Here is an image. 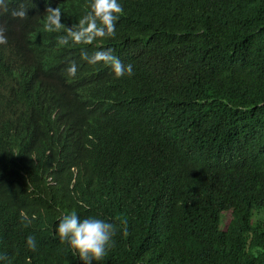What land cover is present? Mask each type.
Masks as SVG:
<instances>
[{"label": "trees", "instance_id": "16d2710c", "mask_svg": "<svg viewBox=\"0 0 264 264\" xmlns=\"http://www.w3.org/2000/svg\"><path fill=\"white\" fill-rule=\"evenodd\" d=\"M49 3L71 27L91 0H8L0 18V254L82 264L57 234L75 210L127 223L94 264H264V0H119L100 47L60 46Z\"/></svg>", "mask_w": 264, "mask_h": 264}, {"label": "clouds", "instance_id": "9594fccd", "mask_svg": "<svg viewBox=\"0 0 264 264\" xmlns=\"http://www.w3.org/2000/svg\"><path fill=\"white\" fill-rule=\"evenodd\" d=\"M8 12V0H0V18L4 19L5 13ZM10 14L14 19L23 20L27 17V9L23 3H20L18 8L11 9ZM123 14L124 9L119 0H91L88 11L78 19L77 23L68 27L61 22L63 13L60 6L53 8L49 3L46 14L43 16L44 28L48 32L63 33L57 37L60 46L68 45L71 42L76 45L100 47L94 42L98 39L114 37L116 24ZM2 22L3 20H0V45H7V28ZM80 58L90 65L103 63L111 68L117 78L133 75V66L125 65L111 48L89 53L88 49L84 47L80 50ZM78 68V63L71 60L66 71L69 76L75 77ZM21 222L27 227L32 221L22 215ZM118 232H122L124 236L128 235L126 222L121 221L117 224L94 216L81 219L75 210L63 214L57 227L60 242L67 244L74 255L78 254L82 264H94V262L102 261L114 247V237ZM26 244L31 251L37 250V241L34 235L27 237ZM0 264H11L7 255L0 254ZM28 264H30V258Z\"/></svg>", "mask_w": 264, "mask_h": 264}, {"label": "rangeland", "instance_id": "374dc122", "mask_svg": "<svg viewBox=\"0 0 264 264\" xmlns=\"http://www.w3.org/2000/svg\"><path fill=\"white\" fill-rule=\"evenodd\" d=\"M258 221H264V213L261 214H257L254 218V222H258ZM229 223L228 217L225 218L224 220V224L223 227L226 226Z\"/></svg>", "mask_w": 264, "mask_h": 264}]
</instances>
